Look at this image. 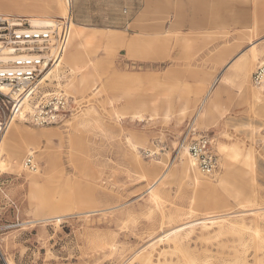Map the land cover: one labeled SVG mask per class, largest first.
<instances>
[{
    "label": "rangeland",
    "instance_id": "1",
    "mask_svg": "<svg viewBox=\"0 0 264 264\" xmlns=\"http://www.w3.org/2000/svg\"><path fill=\"white\" fill-rule=\"evenodd\" d=\"M46 1L35 12L50 16L27 17L71 20L43 88L63 89L70 112L46 126L15 120L1 135L0 264H127L137 251L151 264H264V109L251 98L264 99L251 82L264 30L244 35L250 0ZM78 29L97 36L69 37ZM220 74L226 112L196 119ZM199 134L218 156L213 176L176 157ZM29 151L36 172L22 166Z\"/></svg>",
    "mask_w": 264,
    "mask_h": 264
},
{
    "label": "built area",
    "instance_id": "2",
    "mask_svg": "<svg viewBox=\"0 0 264 264\" xmlns=\"http://www.w3.org/2000/svg\"><path fill=\"white\" fill-rule=\"evenodd\" d=\"M70 21L65 17L55 25L32 26L27 16L0 14V135L15 120L46 126L60 123L70 112L71 98L63 89L43 90L58 67ZM251 82L264 91V58L251 73ZM186 146L201 174H216L218 156L208 135L192 137ZM22 166L37 171L32 153Z\"/></svg>",
    "mask_w": 264,
    "mask_h": 264
},
{
    "label": "bare ground",
    "instance_id": "3",
    "mask_svg": "<svg viewBox=\"0 0 264 264\" xmlns=\"http://www.w3.org/2000/svg\"><path fill=\"white\" fill-rule=\"evenodd\" d=\"M29 22H30V24L32 26H51V25L57 24V23H53V21L50 20V19H45V18H41V17H38V16H33V17L29 18ZM68 35L71 38L72 37H78L80 39L81 38H83V39L84 38L92 39V38L95 37V34L86 33V32H84L83 30H80V29H78V30H70ZM101 37H102V39H105V38H103V35ZM104 37H105V35H104ZM109 37H110V35H106V38H109ZM253 48H256V46H255V44L251 43V46H250L249 50L251 51V50H253ZM255 51L259 54V51H258L257 48L255 49ZM218 80H222L221 74L218 75L217 79L215 81H213V83L208 87L209 89L205 92L204 96L200 99V102H199L200 106H199V108H198V110L196 112V119L200 120L201 118L207 116L208 114H211V112L213 110L218 111V112L220 111L221 115H223V113L226 112L227 108L223 109V111L221 109H219V107L221 106V103L223 102L222 93L219 92V91L215 92V90H214V86L216 84V81H218ZM71 83L74 84L73 82H71ZM2 89L4 90V88H2ZM253 91H255L251 95V98H252L253 102H257L259 104L258 108L263 110L264 109V99L262 97L263 93L261 91L257 90V89L256 90L254 89ZM244 94L246 95L245 91H244ZM189 102H190L189 100H186L184 102V104H183L184 105L183 108L188 106ZM140 120H141V118H140ZM1 135H0V138H1ZM10 139L11 138L5 137L2 140V151H4L6 149L7 144L10 141ZM21 142L24 144V146L28 145V144H26L27 141L22 140ZM181 148H182V151L180 153H177L176 157H177V155L179 156L182 168H184V169L185 168H192L193 165L195 166L196 164H195L194 159L190 156V154H189V152L187 150V146L182 144V146L179 149H181ZM20 150H21V147L18 146L17 143H14V145L10 148L11 154L14 157L10 158L9 162L12 165H15L17 167L19 166V160H18L17 157L19 156ZM28 154H31V151H29ZM163 176H164V173H162L159 176L157 181L162 180ZM191 178H192L191 179L192 182L198 187V190H200V191L210 190L212 193L215 192L214 191L215 187H214V185L212 184L211 181L203 179V178H201V177H199L197 175H194ZM218 181L223 183L224 179L220 177ZM149 192H151V189L149 190ZM216 216L217 215H208L207 218H206V223H211V224L215 223L216 221H214L213 218H215ZM56 219H58V218H56ZM207 219H209V220H207ZM204 222L205 221H202L201 223L203 224ZM179 229H181V227L178 228V230ZM160 238H162V237H159V239ZM109 244H111V243H107L106 246H109ZM106 246H104V247H106ZM174 249H176V248H174ZM0 255H2L1 252H0ZM150 255H151V252H150ZM150 258H151L150 256H147V255L143 254L141 251H137V252L133 253V255L129 258L128 261H130V260L133 261L132 259H137L142 264H151V259Z\"/></svg>",
    "mask_w": 264,
    "mask_h": 264
},
{
    "label": "crops",
    "instance_id": "4",
    "mask_svg": "<svg viewBox=\"0 0 264 264\" xmlns=\"http://www.w3.org/2000/svg\"><path fill=\"white\" fill-rule=\"evenodd\" d=\"M42 9L44 11H47V1L46 0H0V11H2L0 12L1 14H12V15H19V16H31V15L38 14L41 16H50V14H47L46 12L44 13L35 12V11H39ZM6 11H9V13H4ZM246 11H247L246 13L249 16H251V25L253 24V26L250 29L251 33L250 34L246 33L244 35L251 38L252 36H254L255 32H257L256 29L258 28V24L260 25L262 30H264V0H250V4L247 7ZM53 16H57V14ZM141 17L142 15L139 17V22L142 19ZM259 19H260V23H259ZM109 30H112V29H109ZM95 35L97 36L96 33ZM102 35L104 36L105 34H102ZM102 35H100V37ZM109 35L114 36L113 34H109ZM105 38H106V35H105ZM220 53L221 55H223L222 51ZM205 80H206V75H202L198 77L197 78V81H199L198 86H204Z\"/></svg>",
    "mask_w": 264,
    "mask_h": 264
}]
</instances>
